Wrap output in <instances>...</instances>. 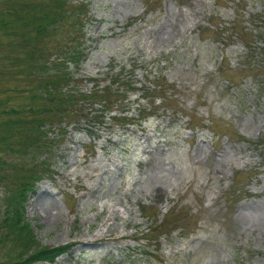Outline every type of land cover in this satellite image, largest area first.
Returning a JSON list of instances; mask_svg holds the SVG:
<instances>
[{
    "label": "rangeland",
    "instance_id": "rangeland-1",
    "mask_svg": "<svg viewBox=\"0 0 264 264\" xmlns=\"http://www.w3.org/2000/svg\"><path fill=\"white\" fill-rule=\"evenodd\" d=\"M39 1L60 8L0 0L15 25L0 28V263L31 250L3 218L33 169L22 220L36 246L70 245L33 264H264V0H67L36 35L13 12ZM40 53L67 66L78 102L57 94L66 111L27 155L9 109ZM94 89L113 103L81 96Z\"/></svg>",
    "mask_w": 264,
    "mask_h": 264
},
{
    "label": "trees",
    "instance_id": "trees-1",
    "mask_svg": "<svg viewBox=\"0 0 264 264\" xmlns=\"http://www.w3.org/2000/svg\"><path fill=\"white\" fill-rule=\"evenodd\" d=\"M67 0H57L55 2L56 6L60 7L59 10H54L53 12H48L47 10L41 11L44 9L45 1L34 2L28 6L29 14L26 15V18L21 16L18 13L13 12L16 16L14 17V22H19V26L22 28L28 27V30H32L34 34H43L48 28L49 24L55 23L58 19H63L68 16V10L62 9V5ZM11 21L5 17H0V28H12L15 25L10 23ZM75 54V56H73ZM78 55V56H77ZM45 53H40L37 57L30 56L26 70L27 79L26 84L28 88H22L21 91H25V97L27 99L26 104L23 108L20 107L19 110L13 108L9 109L10 111L17 114L14 119H8L9 124L21 125L24 128L23 134L26 137V143L22 144V149L20 153L30 154L36 153L37 149L39 150L42 145L41 135L43 127L46 123L51 122L54 119V116H59L60 113L66 111L65 107H61V104L55 101L57 94L62 99L66 98L68 103L75 105L78 101L74 95L69 94V92L62 91V85L67 84L69 79V72L65 71L66 65L56 61L55 57L52 61H43ZM69 60L76 61L80 54L77 52L69 53ZM59 58V57H57ZM23 62V61H22ZM155 91H160L165 93L166 88L161 84H155L153 89ZM103 89H94L88 91L87 93H82L81 96L85 98H98L102 102L101 106H104L106 109L110 104L113 103L111 96L104 94ZM114 92V91H113ZM113 98L120 96V93H111ZM161 100L159 102H164L166 96L162 94H157ZM73 97V98H72ZM40 102V105H37ZM55 104V105H54ZM54 106V107H52ZM126 115H121L119 118L122 119L123 123H130L129 120H126ZM114 118V117H113ZM59 119V118H58ZM57 119V120H58ZM1 141L7 139L6 136H0ZM11 146V147H10ZM9 151L12 148V143H6V146ZM41 162H44L41 160ZM8 164L3 157H0V180L7 177V168ZM27 171H32L30 175L25 177V180L21 183L17 196L13 197L14 204L10 211V214L3 218V222H6L7 228H11L9 231L4 232V235L7 237H13L22 244L24 249H31L29 253L21 258V255L18 256L17 260L14 262H7L5 264H33L36 262H53L56 257L66 252L70 245H59L54 247H42L36 246V242L33 239L31 230L28 226V223L22 220V205L21 200L25 196V191L30 190L34 182L39 178V175L36 174L33 169H27ZM20 197V198H19ZM144 209V208H143ZM144 211V210H143ZM144 213V212H143ZM26 247V248H25ZM3 264V263H0Z\"/></svg>",
    "mask_w": 264,
    "mask_h": 264
}]
</instances>
